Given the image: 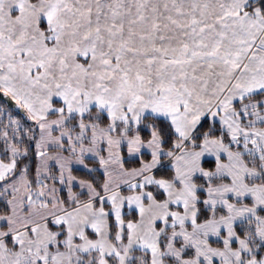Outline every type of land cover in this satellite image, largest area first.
<instances>
[{"label": "snow or ice", "instance_id": "1", "mask_svg": "<svg viewBox=\"0 0 264 264\" xmlns=\"http://www.w3.org/2000/svg\"><path fill=\"white\" fill-rule=\"evenodd\" d=\"M0 264H264V0H0Z\"/></svg>", "mask_w": 264, "mask_h": 264}]
</instances>
